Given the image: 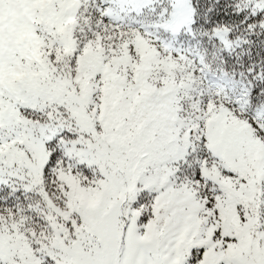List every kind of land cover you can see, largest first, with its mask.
Masks as SVG:
<instances>
[{
  "label": "snow or ice",
  "instance_id": "snow-or-ice-1",
  "mask_svg": "<svg viewBox=\"0 0 264 264\" xmlns=\"http://www.w3.org/2000/svg\"><path fill=\"white\" fill-rule=\"evenodd\" d=\"M0 264H264V0H0Z\"/></svg>",
  "mask_w": 264,
  "mask_h": 264
}]
</instances>
